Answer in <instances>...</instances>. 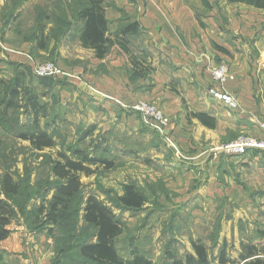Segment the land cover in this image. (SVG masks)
Masks as SVG:
<instances>
[{"label":"rangeland","instance_id":"1","mask_svg":"<svg viewBox=\"0 0 264 264\" xmlns=\"http://www.w3.org/2000/svg\"><path fill=\"white\" fill-rule=\"evenodd\" d=\"M141 1L106 0L108 10L120 18L116 25L113 23L115 31L130 21L124 20L123 7L131 8ZM71 6L72 0H0V38L13 45L15 55L24 56L23 60L18 58L13 68L9 67L8 73L0 72L7 89L19 81L20 93L14 101L15 108L7 110L4 119L7 129L0 148V198H6L1 185L5 174L18 186V195L10 197L18 211L17 220L9 227L11 233L21 230L31 235L34 244L44 246L49 264H72L71 253L65 259L60 251L70 245L72 228L74 233L83 235V206L89 196H94L111 207L122 221L123 231L114 245L119 256L125 259L135 248L157 264L166 251L179 256L192 252L191 242L196 240L206 245L212 257L223 246L231 258L237 257L241 243L263 246V208H242L223 199L214 205L208 197L201 199L202 192L198 190L185 192L180 179L178 182L173 176L174 168L181 173L184 163L177 158L173 161L177 154L161 135L145 126L134 110L129 114L134 115L135 123L128 124L123 119L128 114L124 107L112 100L105 106L96 99L99 96L96 89L82 77L86 72L107 69L119 49L112 47L102 62L95 60L89 51L82 53L76 40L78 25ZM260 13L259 17H264V12ZM144 39L141 32L130 39L131 46H143ZM44 63L53 64L61 74L38 76L36 67ZM5 92L0 87V100ZM25 93L35 95L38 103L45 106L39 129L52 137L56 143L54 149L37 151L18 138L16 133L33 129L31 119L22 109ZM4 107L1 101L0 115ZM89 128L94 129L93 135L84 139L83 133ZM96 145H100L98 149ZM63 147L96 154L111 161L112 166H92L91 175L80 176L81 196L70 209L68 219L54 227L51 234L48 228L51 226L44 219L37 228L30 225L33 219L29 218V212L50 201L52 192L46 194V190L53 182L51 160ZM126 185L144 195L145 203L139 210L119 207L118 199Z\"/></svg>","mask_w":264,"mask_h":264},{"label":"crops","instance_id":"2","mask_svg":"<svg viewBox=\"0 0 264 264\" xmlns=\"http://www.w3.org/2000/svg\"><path fill=\"white\" fill-rule=\"evenodd\" d=\"M226 4L223 0H143L123 7L124 20L140 25L145 39L139 48L150 53L155 72L130 82L127 59L118 50L107 69L86 72L82 79L96 89L100 96L96 99L105 106L112 100L124 107L128 124L135 123L129 113L139 101L151 102L164 112L178 156L174 153L173 161L181 159V167L185 166L181 173L175 167L173 176L180 179L185 192L198 190L201 199L208 197L214 205L223 199L242 208L264 209V152L225 159L215 151L242 136L262 137L260 125L264 124V17H259L264 10ZM233 9L237 12L229 11ZM114 14L108 8L105 11L111 33L120 19ZM77 43L82 53L94 56ZM18 58L24 56L15 55L13 45L0 38V72L8 73ZM220 63L227 65L232 76L223 90L234 99V107L212 94L221 92L211 76ZM171 82L180 97L171 90ZM190 113L207 114L215 127L189 118ZM15 232L0 244V264H49L43 245L34 244L33 237L21 230Z\"/></svg>","mask_w":264,"mask_h":264},{"label":"trees","instance_id":"3","mask_svg":"<svg viewBox=\"0 0 264 264\" xmlns=\"http://www.w3.org/2000/svg\"><path fill=\"white\" fill-rule=\"evenodd\" d=\"M227 2L244 4L256 10H264V0H227ZM70 8L75 11V21L78 25L76 40L82 48L91 50L95 59H105L111 48L117 46L127 59L130 82L146 78L155 72L150 53L144 49L131 46L130 39L141 33L137 21H129L125 26L111 33L105 18L106 0H72ZM170 85L171 90L180 97V92L177 91L176 86L172 85V82ZM0 87L6 91L2 95L4 99L1 98L0 100L5 104L4 108L6 109L0 115L1 148L3 133L7 129L4 125V119H6L7 110L15 108L14 101L20 94L18 91L19 81L16 80L15 85L7 89L3 79L0 78ZM5 96L8 97L7 100ZM181 101L184 104L183 99ZM22 109L31 119L33 129L29 132L16 133L18 138L27 141L37 151L54 149L56 143L52 137L39 129V119L45 115V106L38 103L35 95L25 93V105ZM188 116L198 120L207 128L213 129L215 127V120L207 114L190 113ZM93 132V128L86 129L83 138L91 137ZM99 146L96 145V148L98 149ZM92 166L110 168L112 163L79 148L63 147L60 149L56 157L51 160L50 171L53 182L46 190V194L52 192V197L46 205L42 204L29 212V218L32 217L33 219L30 225L37 228L41 226L44 219V222L51 226L48 228L53 234L52 229L66 221L70 216V209L81 196L80 176L91 175ZM1 185L2 193L6 198H0V244L10 236L12 231L9 227L17 220L18 216L15 204L10 199L11 196L18 195V186L12 182L8 174L4 175ZM144 203V195L130 185L124 187L123 195L118 199L119 207L128 210H139ZM82 222L85 227L82 232L83 235L74 233L75 228H72L70 245L60 251L65 259L69 256L66 254L71 253L69 256L71 260L69 261L72 264H156L135 248L130 251L129 258L125 259L119 256L114 241L123 231L122 221L111 207L96 197L89 196L85 200ZM224 247H219L217 254L212 257L201 240L192 241V252H186L179 256L176 253L166 251L164 257L157 264H264V258H261L264 257V245L258 248L254 245L241 243L236 258H231Z\"/></svg>","mask_w":264,"mask_h":264},{"label":"built area","instance_id":"4","mask_svg":"<svg viewBox=\"0 0 264 264\" xmlns=\"http://www.w3.org/2000/svg\"><path fill=\"white\" fill-rule=\"evenodd\" d=\"M36 73L38 76L42 77L47 75H58L61 74V71L51 63H44L36 67ZM211 76L213 81L221 89L220 93L212 92V94L223 103L234 107V99L231 96L225 94L223 90L224 85L232 79L227 65L224 63L216 65L211 70ZM131 107L132 110L140 115L141 122L145 126L157 131L161 135L162 139L167 142L174 150H176V147L171 139L170 119L160 108L146 101H139ZM260 127L262 130V137H239L232 142L218 146L215 150L216 154H218L220 157L238 158L249 152H264V124H261Z\"/></svg>","mask_w":264,"mask_h":264}]
</instances>
